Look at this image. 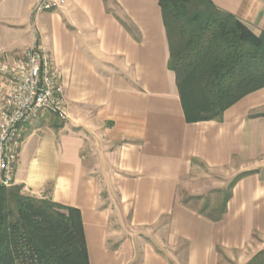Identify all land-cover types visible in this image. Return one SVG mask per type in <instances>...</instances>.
Masks as SVG:
<instances>
[{"label": "crops", "instance_id": "crops-1", "mask_svg": "<svg viewBox=\"0 0 264 264\" xmlns=\"http://www.w3.org/2000/svg\"><path fill=\"white\" fill-rule=\"evenodd\" d=\"M36 1L0 0V61L47 50L66 113L25 125L12 185L80 211L89 264H245L263 250L264 87L188 123L158 0ZM211 1L264 32V0ZM204 170L232 175L216 190L246 172L217 221L179 198L202 197Z\"/></svg>", "mask_w": 264, "mask_h": 264}, {"label": "trees", "instance_id": "trees-1", "mask_svg": "<svg viewBox=\"0 0 264 264\" xmlns=\"http://www.w3.org/2000/svg\"><path fill=\"white\" fill-rule=\"evenodd\" d=\"M183 115L188 123L221 120L243 96L264 87V32L253 33L211 0H158ZM239 174L215 213L221 219ZM201 196L185 200L198 201ZM0 264H89L80 211L0 185ZM245 264H264V249Z\"/></svg>", "mask_w": 264, "mask_h": 264}, {"label": "built area", "instance_id": "built-area-1", "mask_svg": "<svg viewBox=\"0 0 264 264\" xmlns=\"http://www.w3.org/2000/svg\"><path fill=\"white\" fill-rule=\"evenodd\" d=\"M64 0H37L33 12L61 6ZM7 88L0 92V185L13 183V170L25 125L48 113H66L59 72L42 49L29 47L11 64H0Z\"/></svg>", "mask_w": 264, "mask_h": 264}, {"label": "rangeland", "instance_id": "rangeland-1", "mask_svg": "<svg viewBox=\"0 0 264 264\" xmlns=\"http://www.w3.org/2000/svg\"><path fill=\"white\" fill-rule=\"evenodd\" d=\"M42 49L47 53V50H45L44 48H42ZM24 52H23V54H24ZM17 58L16 57H12L10 60L9 59H5L4 61H0V64H2V63L4 64V63H8V62H9V64H11ZM52 63L54 65V67L57 69V71L59 72V75H60L59 69L57 68V66L55 65V63L53 61H52ZM0 75H2L1 72H0ZM2 76L4 78H6L4 75H2ZM60 78H61V76H60ZM194 177H196L195 182L197 181V183H199V188L203 187L202 189H204V194L202 195V199L201 200H199V201L190 200L189 204L192 205V206H195V208H200L203 205L204 200L207 199V200L210 201V205H209V207H208V209L206 211L210 212V211H212L213 208L217 209V205L222 200V196L223 195L216 190L215 185L218 184L219 180H225V183L229 182L230 181L229 179H231L232 175H228L226 172H223L222 174H217V173H213V172L204 170V171L199 172V174L197 176L194 175ZM204 179H207V180H204ZM189 195L190 194H188V192H186L184 190H180L179 191L180 200L187 199V197ZM161 232L163 234H165L164 230H161ZM162 233H161V237H163ZM219 264H235V263H233L229 259L222 258Z\"/></svg>", "mask_w": 264, "mask_h": 264}]
</instances>
